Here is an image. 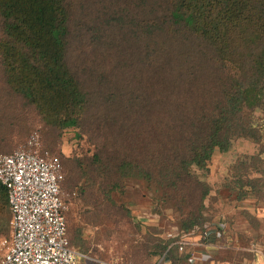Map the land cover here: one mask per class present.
Segmentation results:
<instances>
[{"label": "trees", "instance_id": "obj_1", "mask_svg": "<svg viewBox=\"0 0 264 264\" xmlns=\"http://www.w3.org/2000/svg\"><path fill=\"white\" fill-rule=\"evenodd\" d=\"M0 20L4 80L46 127L61 135L90 122L87 130L98 137H118L117 155L109 156L108 140L93 156L98 164L117 163L122 178L171 194L195 179L203 200L208 190L196 172H207L217 151L248 139L259 153L233 167V189L238 199L260 190L264 0H0ZM245 164L261 178L244 179ZM64 183L65 168L68 204ZM10 216L0 184V236L10 234ZM182 223L154 264H178L184 257L174 242L212 225L195 212L183 214ZM68 237L86 257L69 229Z\"/></svg>", "mask_w": 264, "mask_h": 264}, {"label": "rangeland", "instance_id": "obj_2", "mask_svg": "<svg viewBox=\"0 0 264 264\" xmlns=\"http://www.w3.org/2000/svg\"><path fill=\"white\" fill-rule=\"evenodd\" d=\"M91 97L94 119L98 102L94 92ZM90 124L67 129L61 135L46 127L34 108L6 84L0 64V151H15L37 132L44 150L62 159L69 236L72 244L75 241L73 246L87 255L82 263L97 264L92 258L106 264H154L167 235L181 233L183 214L190 212L226 226L221 236L227 249L197 253L195 264H253L255 253L264 251V180L257 193L248 192L243 199H238L240 191L233 189L238 180L233 167L257 156L258 145L238 139L229 152L217 151L208 171L196 172L208 190L207 198L201 200L203 187L195 179L171 194L142 180L122 178L117 163L98 164L93 156L108 140L109 156L117 155L118 137L106 132L98 137L87 130ZM246 164L241 165L244 179L245 174L261 178L254 172L255 166ZM9 236H0V244ZM187 240L189 247L201 248L196 237ZM257 261L264 264L263 257ZM178 264L190 263L182 258Z\"/></svg>", "mask_w": 264, "mask_h": 264}, {"label": "built area", "instance_id": "obj_3", "mask_svg": "<svg viewBox=\"0 0 264 264\" xmlns=\"http://www.w3.org/2000/svg\"><path fill=\"white\" fill-rule=\"evenodd\" d=\"M59 156L44 150L37 132L12 153H0V184L6 189L11 213L10 236L0 244V264H84L83 255L70 246L61 184ZM226 226L216 222L197 238L201 248L214 246ZM173 241L176 235L168 234ZM188 240L174 242L180 254L195 264Z\"/></svg>", "mask_w": 264, "mask_h": 264}, {"label": "crops", "instance_id": "obj_4", "mask_svg": "<svg viewBox=\"0 0 264 264\" xmlns=\"http://www.w3.org/2000/svg\"><path fill=\"white\" fill-rule=\"evenodd\" d=\"M225 249H227V244L223 241V238L221 237V238L217 239L216 244L214 246L207 247L206 249L205 248H198V247L194 248L193 246H191V247H188V252H192L195 254L199 253L201 255H204L206 253H210L212 250L224 251ZM255 256L256 257H254L255 260H254L253 264H260V261L258 262L257 260H259V258H262V257L264 258V251L263 250L258 251L257 253H255Z\"/></svg>", "mask_w": 264, "mask_h": 264}]
</instances>
